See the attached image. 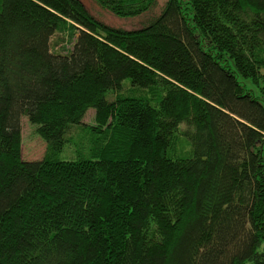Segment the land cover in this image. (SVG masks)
<instances>
[{
  "label": "trees",
  "instance_id": "16d2710c",
  "mask_svg": "<svg viewBox=\"0 0 264 264\" xmlns=\"http://www.w3.org/2000/svg\"><path fill=\"white\" fill-rule=\"evenodd\" d=\"M160 8L117 30L82 0H0V264H264V0ZM89 108L94 146L61 159Z\"/></svg>",
  "mask_w": 264,
  "mask_h": 264
},
{
  "label": "rangeland",
  "instance_id": "374dc122",
  "mask_svg": "<svg viewBox=\"0 0 264 264\" xmlns=\"http://www.w3.org/2000/svg\"><path fill=\"white\" fill-rule=\"evenodd\" d=\"M160 4L155 6L150 11L139 14V15H128L123 16L120 14H115L109 8L101 5L97 0H83L88 11L101 23L106 26H110L115 29L129 30V29H139L150 23L152 18L160 12L161 4L166 0H159ZM65 33H55L52 38L53 50L58 52L68 51L73 48V44L68 40ZM247 84L251 87V81L247 80ZM127 84H130V80H125ZM109 98L114 99V94H110ZM96 110L94 108H89L86 116L83 118L82 128H73L71 131L72 137L64 149L59 152V157L61 159H74L79 156V149H86L89 144L92 143L94 146L93 137L96 138L100 134H96L94 131L87 130L89 124H96L95 120ZM22 123V156L24 160H36L41 159L45 156L47 144H45L44 139L37 132V125L31 123L26 115L21 118ZM84 127V129H83ZM80 130V132H78ZM84 130V131H83ZM86 132V133H85ZM79 133V134H78ZM86 139V140H83ZM91 147V148H92Z\"/></svg>",
  "mask_w": 264,
  "mask_h": 264
},
{
  "label": "water",
  "instance_id": "95a60500",
  "mask_svg": "<svg viewBox=\"0 0 264 264\" xmlns=\"http://www.w3.org/2000/svg\"><path fill=\"white\" fill-rule=\"evenodd\" d=\"M82 2H83V0H82ZM83 4H85V3L83 2Z\"/></svg>",
  "mask_w": 264,
  "mask_h": 264
}]
</instances>
